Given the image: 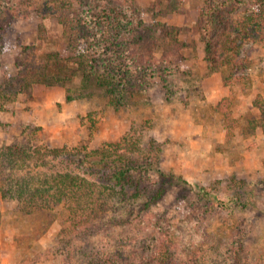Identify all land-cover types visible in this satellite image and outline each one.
Instances as JSON below:
<instances>
[{"label":"rangeland","instance_id":"rangeland-1","mask_svg":"<svg viewBox=\"0 0 264 264\" xmlns=\"http://www.w3.org/2000/svg\"><path fill=\"white\" fill-rule=\"evenodd\" d=\"M223 1L134 0L133 16L122 24L146 42L124 28L118 40L138 83L113 105L94 87L87 97L66 100V88L80 85V71L51 10L78 16L84 10L99 22L100 11L123 2L0 0V83L17 75V63L25 64L27 54L58 53L75 73L65 86L37 83L30 94L0 100V152L10 146L31 152L36 147L93 150L131 133L146 152L153 150L149 182L155 184L158 171L186 181L167 186L157 203L134 214H125L126 205L119 209L123 214H97L98 229L70 236L62 232L63 205L27 213L18 198L1 192L9 174L23 181L43 178L58 159L46 152L47 167L38 166L37 158L36 165L27 158L14 170L9 163L0 173V264H92L93 256L118 254L138 264H167L156 257L158 250L167 251L169 264H264V131L258 124L264 41L245 44L243 71H213L205 59L204 24L210 18L216 31L241 10L237 1ZM146 26H158L168 36L150 46ZM96 40L100 52L104 37L98 33ZM116 58L96 57L100 64ZM203 189L227 204L213 201ZM116 217L128 220L121 225L114 223Z\"/></svg>","mask_w":264,"mask_h":264},{"label":"trees","instance_id":"trees-1","mask_svg":"<svg viewBox=\"0 0 264 264\" xmlns=\"http://www.w3.org/2000/svg\"><path fill=\"white\" fill-rule=\"evenodd\" d=\"M119 1L123 2L120 3V8H111L112 10L105 8L100 11V16H97L99 22L93 20V17L84 10H81V16H78L71 15L61 8L50 9L51 14L56 15L63 25L64 34L68 37L75 54L70 59L77 64L80 71L76 76L80 80L79 87L66 88L67 101L87 97L91 94L88 89L94 87L104 90L109 95L110 103L117 105L123 99V95L138 83L135 66L131 67L128 56L123 58L126 50L124 42L119 41L118 37L123 35L121 32L123 28L127 29L128 34L133 35L132 38L136 40L141 38L143 41L140 43L146 42L145 36L143 34L137 36L138 32L135 34L126 24H122L123 20L133 16L131 5L134 0ZM230 1L240 3L241 10L236 12L228 23H222L216 31L214 21L207 19L204 24V42L205 59L210 68L213 71L227 68L232 75L235 71L245 69V60L242 57L245 44L264 41V0H224L223 4ZM128 2L130 4H127ZM209 10L210 13L212 10ZM212 14L209 16L213 17ZM146 28L148 32H152L150 46L167 37L169 33L161 31L158 26ZM98 33L105 40L100 52L96 40ZM93 41H96V45H93ZM101 53L117 58L113 62L100 64L96 57ZM26 61L25 64L17 63L19 69L15 77L2 80L0 100L10 101L20 94H30L37 83L65 86L67 81L75 77V73L66 65L67 61L58 53L38 56L27 54ZM226 101L224 99L219 104L221 110L225 109L223 105ZM259 108L262 116L258 124L264 131V104L260 103ZM226 117L230 119L229 112ZM134 140L135 137L128 133L117 143L106 144L93 150L82 147L73 149L36 147L31 152L14 146L7 147L0 152V165L3 167L0 173H5L4 168L8 169L9 163L12 164V170L16 169L19 163L24 167L27 158L30 159L31 165H36L32 161L37 158L40 162L38 166L47 167L49 162L46 152L54 159H58V165L51 169L50 174L40 173L44 177L35 180L30 178L23 181L21 177L16 180L11 173L7 179L9 185L3 189L1 186V192L3 196L10 194L11 197L18 198L22 210L27 213L30 212L27 209L36 211L63 205L59 213L62 232L70 236L88 235L98 229L101 223H96L97 214H103L108 210L123 214L119 211L121 205L124 207L126 205L125 214H134L140 208L157 203L167 186L186 183L182 178L163 171H158V179L154 185L149 182L147 178L154 159L153 150L146 152ZM202 192L213 201L223 203L216 194L204 189ZM127 220L128 218L116 217L114 223L122 225ZM155 255L164 263H170L166 261V255H169L166 250H158ZM90 259L92 264H138L136 259L121 254L113 257L93 256Z\"/></svg>","mask_w":264,"mask_h":264}]
</instances>
